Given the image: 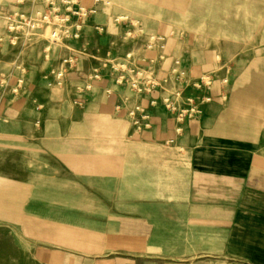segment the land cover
Segmentation results:
<instances>
[{
  "label": "crops",
  "instance_id": "0c3cea01",
  "mask_svg": "<svg viewBox=\"0 0 264 264\" xmlns=\"http://www.w3.org/2000/svg\"><path fill=\"white\" fill-rule=\"evenodd\" d=\"M84 33L67 40L69 49L62 50L73 60L62 81L72 82L69 117L45 115L40 107L63 100L52 96L64 83L47 86L52 71L39 84L46 91L38 100L26 93L27 69L19 86L16 61L0 65V187L33 185L27 181L37 178H27L28 173L49 165L58 180L84 189L82 200L75 201L88 204L83 211L67 212L68 218L82 220L74 226L84 236L77 248L52 244L47 257H60V264H264V66L229 72L227 85L216 80L201 113L178 123L172 108L199 96L193 86L197 76L184 69L185 76L174 79L170 63L155 74L167 77V86L148 94L118 84L110 67L103 68L100 80L90 81L106 47L88 46ZM255 76L257 83L251 81ZM31 105L36 108L30 118L14 114ZM137 105L150 118L149 128L140 132L129 114ZM94 130L115 141L98 147L99 155L112 154L114 162L95 163L94 147L74 146L76 134Z\"/></svg>",
  "mask_w": 264,
  "mask_h": 264
},
{
  "label": "rangeland",
  "instance_id": "374dc122",
  "mask_svg": "<svg viewBox=\"0 0 264 264\" xmlns=\"http://www.w3.org/2000/svg\"><path fill=\"white\" fill-rule=\"evenodd\" d=\"M85 1L95 4L97 15L86 21L84 40L90 47H106L100 50L101 55H105L101 56L104 62L115 65L131 54L135 63L156 74L170 63L173 67L174 62L178 61L180 69H189L197 77L207 69L219 70L223 67L232 73L244 66H264V0H186L198 10L197 19L188 23L182 20L192 17L194 10H181L172 6L161 11L156 9L160 0H147L152 9L138 7L137 0L132 2L131 7H124L122 2L117 4L115 0H109V4L102 0H97V3L96 0ZM9 2L0 0V65L7 68L13 61L22 63L29 72L27 95L33 99H45V89H40L39 84L46 78V72L55 74L62 70V50L69 49L66 37L62 35L63 39L52 42L50 36L41 29L29 36L22 33L16 45H9L4 32V12L9 9ZM40 2L38 0L35 11L42 10ZM204 6L208 10L202 11ZM24 7L26 12H30L31 0H25ZM121 13L129 17L118 21L117 16ZM171 15L173 17L169 19ZM149 35L163 38L153 43L150 53L143 46L149 41ZM90 60L94 61L93 58ZM80 68L85 69V66L81 64ZM170 79L173 88L175 81L172 77ZM63 83L62 89L52 96L54 99L58 95L59 100L62 96L63 100L56 107L40 106L45 115H60L62 119L71 115L72 104L67 95L72 92V82L68 80ZM34 108L32 105L20 106L14 114L30 118ZM62 125L68 128L66 121ZM14 128L20 130L21 126L15 125ZM114 142L111 138L100 137L94 130L90 135L82 132L76 134L73 144L94 147L90 154L91 161L97 163L101 159L111 163L114 162V155H99L98 147H109ZM59 155L66 163L65 151ZM12 172L15 173H12L13 180L18 181L17 171ZM29 175L37 178L27 181L33 185L0 187V264H19L25 262L24 259L26 264H60L62 259L56 255L47 257L46 250L52 249V244L63 249L77 248L74 244L84 237L76 234L81 229L74 228L82 220L67 217V212L83 211L88 205L75 201L82 200L84 189L66 183L62 177L58 180L57 173L52 172L49 165L33 168L27 178ZM68 195L75 197L69 199ZM51 223H54L53 227ZM97 238L90 237L92 241ZM109 240L113 244L114 236Z\"/></svg>",
  "mask_w": 264,
  "mask_h": 264
},
{
  "label": "built area",
  "instance_id": "2783aa9c",
  "mask_svg": "<svg viewBox=\"0 0 264 264\" xmlns=\"http://www.w3.org/2000/svg\"><path fill=\"white\" fill-rule=\"evenodd\" d=\"M38 0H31L30 12L25 11V0H14L13 8L5 13L4 32L5 41L9 45H16L20 34L24 33L29 36L38 30L49 31V36L52 42H57L65 36V40L78 39L82 36L85 23L91 17L97 15L95 4L85 0H41V9L35 11ZM97 3V1H95ZM35 5V6H34ZM119 21V19H117ZM123 21V20H122ZM162 37L149 35V41L146 50H151L154 42L162 41ZM73 60L70 56L63 58L62 72L53 73V81H48L47 86L53 84L61 85L65 78L66 71L71 67ZM19 73L18 85L21 86L24 82V74L26 67L19 62L13 63ZM110 67L115 73L116 82L118 84L129 83L132 89L138 94H148L156 89H162L167 86V77H158L154 73L145 70L141 64L134 62L131 54H127L123 60H120L115 65L109 62L101 61L99 65L92 71L90 81L100 80L102 78L103 68ZM170 72L173 78H182L185 76V70L179 68V62L175 61ZM229 70L221 67L219 70H207L201 74L193 83L194 88L199 93L197 97H188L179 106H174L172 110L175 113V118L178 123L193 119L202 111V106L211 101V90L216 80L222 85H227ZM89 83L86 88L89 89ZM15 91V89H14ZM177 96L181 94V90L176 92ZM222 98H226V93L222 94ZM154 101L150 104L154 105ZM167 107H172L171 104H166ZM132 125L136 132H140L149 128V115L144 112L141 105H137L129 112ZM180 130V128L178 129Z\"/></svg>",
  "mask_w": 264,
  "mask_h": 264
},
{
  "label": "bare ground",
  "instance_id": "6f19581e",
  "mask_svg": "<svg viewBox=\"0 0 264 264\" xmlns=\"http://www.w3.org/2000/svg\"><path fill=\"white\" fill-rule=\"evenodd\" d=\"M97 1V0H96ZM103 2H105V4H109L110 2H109V0H102ZM134 0H115L114 2L115 3H117L118 4V2H122V5L124 6V7H131L132 6V2H133ZM188 2H190V0H188ZM137 6L138 7H140V8H143V9H152L151 8V4H148V2H147V0H137ZM156 4V3H155ZM157 8L156 9H159V10H161L162 11V9H168V8H170V7H172V6H175L177 9H184V10H194V11H192L193 13H194V15L192 16V17H185L184 18V20H182V21H184V22H186V23H188V22H192V21H194V20H196L197 19V14H198V10H197V8H195L194 6L192 7V5L190 4V3H187V1L186 0H176V2L175 3H172L170 0H160L157 4ZM185 6V7H184ZM208 10L207 9V6H204L203 8H202V11L203 10ZM196 15V16H195ZM118 18L117 19H119V20H125V19H127L129 16H128V14H126V13H121V14H118V16H117ZM173 16L171 15L170 17H169V19H171ZM229 22H227V24H228ZM85 27H86V25H85ZM45 34H47V35H49V31L47 30L46 32H45ZM49 50V46H47V48H46V51H48ZM253 83H257V76H255V77H252V80H251Z\"/></svg>",
  "mask_w": 264,
  "mask_h": 264
}]
</instances>
